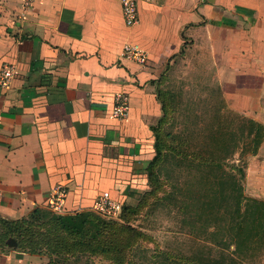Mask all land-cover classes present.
<instances>
[{
	"label": "crops",
	"instance_id": "0c3cea01",
	"mask_svg": "<svg viewBox=\"0 0 264 264\" xmlns=\"http://www.w3.org/2000/svg\"><path fill=\"white\" fill-rule=\"evenodd\" d=\"M138 7L139 24L128 27L122 0H0V69L18 71L0 89V223L48 208L56 188L67 192L66 214L93 210L106 192L124 204L145 190L162 113L157 82L185 50L223 110L264 126V0ZM127 43L148 52L146 66L121 56ZM119 96L129 99L122 120L113 116ZM244 169L246 195L264 200V141ZM12 240L0 245V264H46Z\"/></svg>",
	"mask_w": 264,
	"mask_h": 264
},
{
	"label": "rangeland",
	"instance_id": "374dc122",
	"mask_svg": "<svg viewBox=\"0 0 264 264\" xmlns=\"http://www.w3.org/2000/svg\"><path fill=\"white\" fill-rule=\"evenodd\" d=\"M156 92L163 103L157 96L162 113L153 127L160 135L162 155L154 166V178L150 179L147 169V188L125 202L120 215L95 208L78 212L93 214L94 222H88L82 236L69 235L67 241L125 243L129 234L122 226L128 225L138 233L124 253V264H263L262 242L248 255H234L227 229L229 215L222 218L221 214L234 198L228 182L220 180V171L245 165L249 152L241 133L248 130L247 120L223 110L217 87L191 49L167 67ZM235 143L240 151L228 156L227 149ZM213 152L215 164L206 163ZM35 210L22 218L27 221L25 226L33 223L29 231L49 233L47 219L33 221ZM41 210L57 215L49 208ZM97 232L100 236L94 237ZM34 254L46 264H117V254H93L80 246L61 251L41 244Z\"/></svg>",
	"mask_w": 264,
	"mask_h": 264
},
{
	"label": "trees",
	"instance_id": "16d2710c",
	"mask_svg": "<svg viewBox=\"0 0 264 264\" xmlns=\"http://www.w3.org/2000/svg\"><path fill=\"white\" fill-rule=\"evenodd\" d=\"M157 96L159 97L160 102L163 103L158 92ZM245 120L248 122V130L246 133L242 130L241 136L244 144L247 143V152H249L247 154L251 155L258 151L259 146L264 141V126L253 119L245 118ZM152 130L155 134V149L157 155L148 167L151 180L154 178L155 174L154 166L158 161V158L162 155V142L160 141V135L155 127H152ZM245 148V146L242 147V149ZM239 151L240 147L236 143L230 149H227L228 156L235 155ZM213 155L214 152L205 159V162L215 164V157L213 158ZM245 162L246 161H244V163ZM220 180L228 182L230 195L234 198V202L229 204L228 209L225 207L221 213L223 215L222 218H224L226 214L229 215L227 229L231 234L230 243L234 246L233 253L234 255H248L251 251L255 250V247L259 242L264 244V200L246 195L244 185V164L239 165L238 163V165H234L230 172L222 168L220 171ZM45 215H50L51 217L46 218ZM32 216L33 221L41 218L47 219L49 233L48 231H44V233L40 231H29V228L33 223H31L29 227H26V219L14 221L2 220L0 223V245H7L9 239L12 238L18 242V247L20 249L31 254H34L39 250L41 244L56 247L61 251L78 250V246H80L84 248V250H88L93 254H117V257L115 258L117 264H124V253L132 246V241L138 233L133 227L125 225L122 226V228L129 234V239L125 241V243L106 241L97 244L92 240L68 242L67 236L69 235L82 236L88 222H94L93 214L84 212L72 215H51L50 212L36 209ZM252 216H254L255 219L253 218L251 220L252 227L249 228L250 217ZM24 233L27 235H23ZM243 234L245 235V239L243 238ZM93 236L98 237L100 236V233L97 232L93 234ZM75 238L80 239L81 237ZM243 242L247 245L244 246Z\"/></svg>",
	"mask_w": 264,
	"mask_h": 264
},
{
	"label": "built area",
	"instance_id": "2783aa9c",
	"mask_svg": "<svg viewBox=\"0 0 264 264\" xmlns=\"http://www.w3.org/2000/svg\"><path fill=\"white\" fill-rule=\"evenodd\" d=\"M36 0H26V5L31 6ZM125 24L134 27L139 24L138 0H122ZM124 59L133 61L141 66H146L149 54L145 49L133 44H125L121 53ZM18 75L17 66L5 64L0 69V89H8ZM129 115V99L127 96H119L113 116L117 119H126ZM66 196L64 188H56L48 203V208L58 215L66 213ZM95 209L104 214L120 215L123 210V202L113 199L110 193H104L97 203Z\"/></svg>",
	"mask_w": 264,
	"mask_h": 264
},
{
	"label": "water",
	"instance_id": "95a60500",
	"mask_svg": "<svg viewBox=\"0 0 264 264\" xmlns=\"http://www.w3.org/2000/svg\"><path fill=\"white\" fill-rule=\"evenodd\" d=\"M10 245H16V241L15 240H12Z\"/></svg>",
	"mask_w": 264,
	"mask_h": 264
}]
</instances>
